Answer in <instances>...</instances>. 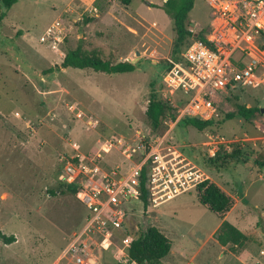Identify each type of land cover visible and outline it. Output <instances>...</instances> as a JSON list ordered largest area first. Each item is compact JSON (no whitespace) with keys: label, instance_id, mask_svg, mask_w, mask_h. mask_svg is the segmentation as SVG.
Returning <instances> with one entry per match:
<instances>
[{"label":"rangeland","instance_id":"374dc122","mask_svg":"<svg viewBox=\"0 0 264 264\" xmlns=\"http://www.w3.org/2000/svg\"><path fill=\"white\" fill-rule=\"evenodd\" d=\"M68 1L19 0L6 12L0 3V16L6 14L0 18V234L16 238L11 245L0 240V264H77L70 255L60 257L85 227L88 212L78 194L66 191V170L76 169L72 184L78 187L92 185L86 168L126 176L145 161L141 146L166 134L167 145L234 199L233 209L218 218L201 206L197 187L155 206L148 179V208H128L129 201L125 231L112 230L105 248L101 235L85 237L92 255L84 261L125 263L122 239L139 237L146 222L172 243L163 264H264V113L249 121L226 118L240 106L264 109V87L222 99L213 125L202 132L171 120L153 131L146 118L150 96L177 105L180 95L170 94L163 77L186 47H176L173 23L157 6L166 0H147L150 8L146 0H95L96 11L86 0ZM209 21L206 0H195L189 30L204 33ZM56 22L63 40L51 50L40 38ZM259 44L263 49L264 41ZM79 45L113 65L135 60L134 71L63 69L65 55ZM208 137L230 143L209 158ZM126 148L137 150L131 159ZM223 221L248 237L236 252L218 242Z\"/></svg>","mask_w":264,"mask_h":264},{"label":"built area","instance_id":"2783aa9c","mask_svg":"<svg viewBox=\"0 0 264 264\" xmlns=\"http://www.w3.org/2000/svg\"><path fill=\"white\" fill-rule=\"evenodd\" d=\"M87 1L96 11L95 0ZM206 5L210 9V32L201 41L197 40V33L189 30L195 38L185 49L181 62L169 61L170 69L163 77L170 94L180 95L177 105H173L178 109L176 122L185 118L212 121L217 116L215 105L231 93L264 87V48L259 44L264 41V0H206ZM62 35L61 23L56 22L40 42L58 50ZM167 136L141 146L145 161L126 176L118 170L100 174L98 167L86 168L87 177L92 174V185L79 186L77 194L88 216L85 227L75 234L64 254L65 259L70 255L77 264H91L92 260L84 261L92 255L85 237L101 235V247L105 248L112 230L125 231L126 204L139 195L142 167L150 165L148 187L155 206L187 194L207 181L181 153L166 144ZM228 143L225 138L208 137L204 143L208 157H216L220 146ZM124 151L129 159L137 152L132 148ZM66 172V181L72 184L76 169L70 166ZM132 241L133 237L126 235L122 239L124 248H129Z\"/></svg>","mask_w":264,"mask_h":264},{"label":"trees","instance_id":"16d2710c","mask_svg":"<svg viewBox=\"0 0 264 264\" xmlns=\"http://www.w3.org/2000/svg\"><path fill=\"white\" fill-rule=\"evenodd\" d=\"M129 3L130 0H121ZM19 0H0L5 12L9 11ZM195 0H166L161 9L169 16L173 23L174 32L176 34V47L186 46L191 44L195 35L190 33L188 27V16L194 7ZM6 16L3 13L0 18ZM89 20H87L88 22ZM210 32V21L208 28L204 33H198L197 40L204 41L205 35ZM188 41V42H187ZM184 49V51H185ZM184 53V52H183ZM183 56V55H182ZM63 69L75 70H92L97 73L106 74H124L134 71V66L130 62H121L118 64H111L103 60L100 53L96 50L86 51L81 45L75 49L70 50L65 55L61 64ZM170 69V65L168 70ZM261 110L256 108H246L240 106L237 114L227 115V119L231 120L234 117L251 120L257 112ZM146 118L149 127L153 131H157L167 120L176 121L178 118V109L173 108L171 103L160 97L159 94L152 93L149 99V104L146 110ZM183 127L189 126L200 132L210 128L213 121H201L199 119L185 118L179 121ZM239 154V151L234 153ZM234 157L233 155L230 158ZM262 165H260V168ZM149 179V170L143 167L139 177V199L140 202L131 200L128 208L135 205L136 210H146L149 206L147 183ZM66 191L77 194L80 188L74 184H66ZM57 192H51L52 196H56ZM64 194V193H62ZM197 198L201 206L207 208L210 212L215 214L218 218L224 219L227 214L234 207V199L221 190L216 184L205 181L197 187ZM246 202V201H245ZM133 204V205H132ZM0 240L4 245H11L16 243L15 236H5L0 234ZM248 240V237L231 225L227 221H223L218 235V242L225 247L232 245L234 251L242 247ZM172 249L171 241L153 226H147L139 237H134L131 245L127 248V262L118 264H163L165 258L168 257Z\"/></svg>","mask_w":264,"mask_h":264},{"label":"crops","instance_id":"0c3cea01","mask_svg":"<svg viewBox=\"0 0 264 264\" xmlns=\"http://www.w3.org/2000/svg\"><path fill=\"white\" fill-rule=\"evenodd\" d=\"M70 1H72V0H69L68 2H70ZM132 2L134 1V0H131ZM86 2L88 3V1L86 0ZM147 2V0L145 1V4H146V6L147 7H151L152 6V4L151 3H146ZM149 4V5H148ZM159 8H161L162 7V4H159V5H157ZM112 7H114V6H111L110 7V10H111V8ZM109 10V9H108ZM107 14H110V11H108L107 12ZM68 247H69V245H68ZM68 247H67V249L64 251V253L61 255V257H60V260L64 257V254L66 253V251L68 250ZM73 259H71V261H72Z\"/></svg>","mask_w":264,"mask_h":264},{"label":"water","instance_id":"95a60500","mask_svg":"<svg viewBox=\"0 0 264 264\" xmlns=\"http://www.w3.org/2000/svg\"><path fill=\"white\" fill-rule=\"evenodd\" d=\"M149 5V4H148ZM137 56H139V53H137ZM134 62H135V60L134 61H131L130 63L133 65L134 64ZM261 113H264V109H261ZM145 228L144 229H146L147 228V224H146V222H145Z\"/></svg>","mask_w":264,"mask_h":264}]
</instances>
